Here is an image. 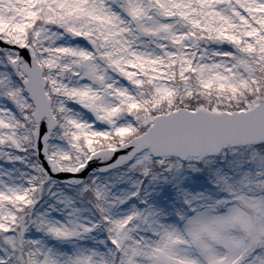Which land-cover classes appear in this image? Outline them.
<instances>
[{
	"label": "snow or ice",
	"instance_id": "6c2138e0",
	"mask_svg": "<svg viewBox=\"0 0 264 264\" xmlns=\"http://www.w3.org/2000/svg\"><path fill=\"white\" fill-rule=\"evenodd\" d=\"M0 264H264V0H0Z\"/></svg>",
	"mask_w": 264,
	"mask_h": 264
}]
</instances>
